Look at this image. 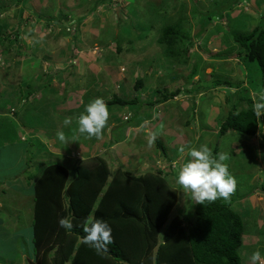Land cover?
<instances>
[{
    "label": "rangeland",
    "instance_id": "rangeland-1",
    "mask_svg": "<svg viewBox=\"0 0 264 264\" xmlns=\"http://www.w3.org/2000/svg\"><path fill=\"white\" fill-rule=\"evenodd\" d=\"M263 16L264 0H0V25L4 26L0 31L4 40L0 47V264L29 261L19 254L31 252V247L18 238L27 225L30 208L26 196L31 191L26 179L28 174H36L37 166L51 162L71 173L82 160L87 164L102 158L112 173L122 169L140 176L157 170L167 173L169 169L174 179L168 178V182L176 192V205L161 236L174 218H179L184 227L195 220L191 192H185L176 177L190 159L189 150L202 144L214 156L221 152L229 155L226 163L236 179V190L230 199H219L230 204L245 221L238 250L242 264H264V116L259 120L261 132L253 138L233 131L218 135L229 110L235 104L237 112L245 107L244 103L238 105L240 98L249 95L255 102L246 86L248 66L233 36L249 34L261 22L264 26ZM182 18L186 19L180 24ZM165 25L178 28L188 38L187 64L168 59L157 44ZM254 67L249 65V69ZM58 71L64 73L57 75ZM193 72L196 74L191 78ZM121 79L126 82L121 83ZM136 79L144 83L141 95L133 90ZM216 81L229 82L232 88H213ZM28 84L45 87L42 96L35 92L29 103L43 100L41 104L48 106L44 112L37 110L40 121L33 118L28 124L36 138L44 140L50 135L46 142L49 155H38L34 148L28 153V149L24 153L22 150V146L27 148L36 142L29 140L22 128V117L26 119L25 113L32 111L24 110L21 104L22 95L28 91L23 85ZM254 87V92L262 91L259 83ZM157 88L180 93L152 108L143 105L141 111L146 113L142 118L150 120L138 131H125L126 118L135 122L141 116L135 106L107 105L109 119L101 137L84 134L81 141L77 118L89 104L85 103L86 93L90 102L103 98L107 103L112 95L128 99L139 95L141 100H152L157 97ZM66 117L72 120L68 127L63 125ZM42 128H54V132L41 134L37 129ZM61 130L67 143L55 135ZM153 132L156 139L149 147L147 138ZM4 133H13L20 144L2 145ZM84 141L85 148H79ZM113 141L122 144L113 145ZM156 141L171 163L162 159ZM181 146L185 147L183 153L179 152ZM19 184L23 190H16ZM252 193L249 205H244V197ZM257 251L262 261L251 259Z\"/></svg>",
    "mask_w": 264,
    "mask_h": 264
},
{
    "label": "trees",
    "instance_id": "trees-1",
    "mask_svg": "<svg viewBox=\"0 0 264 264\" xmlns=\"http://www.w3.org/2000/svg\"><path fill=\"white\" fill-rule=\"evenodd\" d=\"M185 19L182 18L179 23H183ZM261 24L262 22L249 34L238 33L233 36L242 61L248 66V69L245 68L249 74L246 86L252 95L256 92L254 85L257 83L264 90V26ZM2 29L4 26L0 25V31ZM187 40L181 30L165 25L161 28L157 44L168 59L185 65L188 61L185 49ZM3 45L0 33V47L3 48ZM116 52L120 54L121 48L117 46ZM249 65H255L250 68L252 71ZM62 72L60 74L64 73ZM195 74L191 73L190 77L194 78ZM66 79L63 82L68 86ZM143 84L142 79H136L134 92L139 94L144 88ZM34 85L36 84L23 85L28 91L22 95V108L32 110L25 113L28 114L26 119L25 116L22 117V128L28 131L32 130L28 124L29 119L36 118L40 121L41 118L35 115L37 110L42 109L44 112L48 106L41 104L43 100L35 104L29 103L31 95L45 88L42 84H37L36 88ZM218 86L232 88L226 81H216L212 87ZM154 93L157 97L150 101L141 100V94L130 99L112 95L106 105L135 106L141 116L135 122L130 117L125 122L126 128H137L150 120L142 118L146 113L141 111L143 105L152 108L164 104L177 97L180 91L167 92L157 88ZM88 98L86 93L85 103H90ZM241 103L245 107L239 112L235 111L236 104L229 110L219 127V136L233 131L253 138L261 132L259 120L252 110L254 100L248 95L239 99L238 105ZM43 130L54 132V128ZM7 135L8 133H4L1 142L13 143L14 134ZM31 139L33 138H29ZM33 140L36 142L29 144L27 153L34 148L38 155L48 154L39 140ZM116 143L118 142L113 141V144ZM155 147L162 159L168 160L159 141H156ZM35 156L37 155L33 157ZM30 163L31 160L27 163V169ZM72 170L71 174L59 164L49 162L37 166L36 174L33 172L27 176L26 182L32 187L33 215L27 239L31 252H27L29 261L26 264H242L238 250L242 246L245 221L230 204L220 199L205 201L203 204L195 203L193 223L184 227L179 218H174L160 236L176 205V192L168 182V177L174 179L169 169L168 173L157 170L140 176L122 169L112 173L105 160L94 158L87 164L78 163ZM61 218L71 220V231L60 227ZM88 218L103 220L112 228L113 239L107 246V251L97 252L95 248L82 242L86 235L83 225Z\"/></svg>",
    "mask_w": 264,
    "mask_h": 264
},
{
    "label": "clouds",
    "instance_id": "clouds-1",
    "mask_svg": "<svg viewBox=\"0 0 264 264\" xmlns=\"http://www.w3.org/2000/svg\"><path fill=\"white\" fill-rule=\"evenodd\" d=\"M253 95L255 102L252 110L257 120H260L264 116V91L255 92ZM108 119L109 111L105 101L103 98H96L86 105L84 112L77 118L76 131L81 135L86 134L89 138L99 139ZM71 123L72 120L68 117L63 121L64 127ZM56 136L60 142H68L64 131H57ZM147 139L150 147L156 139V133H151ZM184 151L185 147L181 146L179 152ZM189 151L190 159L178 170L176 183L185 192H191L192 201L198 204L216 201L219 198L230 199L236 190L237 182L226 163L229 155L221 152L214 156L206 144L200 145L199 148H191ZM59 225L67 231L73 228L69 218H61ZM83 231L86 235L82 242L95 248L97 252L107 251V246L112 243V228L103 220L88 218L83 225ZM251 259L259 260L260 253L254 252Z\"/></svg>",
    "mask_w": 264,
    "mask_h": 264
},
{
    "label": "crops",
    "instance_id": "crops-1",
    "mask_svg": "<svg viewBox=\"0 0 264 264\" xmlns=\"http://www.w3.org/2000/svg\"><path fill=\"white\" fill-rule=\"evenodd\" d=\"M57 73V75L60 73H58V72H56ZM120 82L122 83H125L126 82V80H123V79H121L120 80ZM134 85V84H133ZM119 90H120V88H119ZM35 94H40V97L42 96V92L41 91H38V92H36ZM179 96V95H178ZM176 98V97H175ZM149 99H147V101H148ZM153 100V99H152ZM1 101H3V100H1ZM31 101V100H30ZM39 101V100H38ZM150 101V100H149ZM37 102V101H36ZM10 104V103H9ZM2 107L4 108L3 110L4 111H6V109H5V104L4 105H2ZM123 117V116H122ZM146 122L147 121H145L144 123H142L141 125H144V124H146ZM141 125L139 126V127H135V128H132V127H127L126 129H125V131L128 133V134H132L133 132L132 131H135V130H137L138 131V129L141 127ZM41 128V127H40ZM25 130V129H24ZM37 131L39 132V133H41V134H47V132L46 131H41V130H38L37 129ZM129 131H130V133H129ZM25 132H27L28 133V135H29V138H33V139H36V140H39L45 147H46V149H47V152H48V148H47V144H46V142L47 141H49L48 139H50V135H48L49 136V138L48 139H44V140H42V139H40V138H36V135H35V130H31V131H28V130H25ZM32 135V136H31ZM56 135V134H55ZM15 137V136H14ZM40 137V136H39ZM84 138H85V136L83 135L82 136V138H81V141L82 140H84ZM54 140H56V137L54 138ZM21 141V140H20ZM20 141H19V139H15L14 138V142L12 143L13 145H10L9 144V141H7V143H5L4 142V144L2 143V145H6V146H14L17 142L20 144ZM25 143V142H24ZM54 143H56V141L54 142ZM117 144H122V143H116V144H113V145H117ZM112 145V146H113ZM24 149H22L23 150V153L26 151V149L29 147V145H28V147L27 148H25V146H22ZM79 148H85V141L83 142V144H81L80 145V147ZM50 153L48 152V154H44V155H49ZM23 157H24V155H23ZM90 159V158H89ZM81 162H85L84 160H82ZM170 171V170H169ZM168 173V172H167ZM170 174H171V172H170ZM169 178V177H168ZM27 179H28V177H27ZM27 179H26V181H27ZM33 182H31V184H32ZM31 186V185H30ZM16 190H23L22 188H21V186H20V184H19V186L16 188ZM30 191H31V194L30 195H28V196H26V198H27V201H28V198H30V208H29V212H27V225H26V227L25 228H22L21 229V236H19V240L20 239H22V243H23V241H24V245L26 246L27 244H29L28 242H27V239H28V237H29V230L31 229V222H32V215H33V201H32V187H30ZM254 197V195H253V193L252 194H250V195H247V196H245L244 198L245 199H247L246 201H242L243 203H244V205H247L246 203H248V200L250 199V198H253ZM247 197V198H246ZM248 205H249V203H248ZM0 227H3V222H0ZM253 237L252 238H254V239H256V237L254 236V235H252ZM247 239H249V237L247 236ZM248 242H249V240H247ZM255 243V242H254ZM20 256L21 255H26L27 256V259H29L28 258V253H21V254H19ZM260 260L262 261V257L260 258ZM23 262H24V260H23ZM18 264H21V262H17ZM259 264H261V263H259Z\"/></svg>",
    "mask_w": 264,
    "mask_h": 264
}]
</instances>
